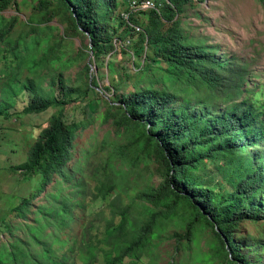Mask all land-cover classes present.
Wrapping results in <instances>:
<instances>
[{
	"label": "trees",
	"instance_id": "obj_1",
	"mask_svg": "<svg viewBox=\"0 0 264 264\" xmlns=\"http://www.w3.org/2000/svg\"><path fill=\"white\" fill-rule=\"evenodd\" d=\"M154 1L162 4L159 12L130 16L142 30L134 33L119 16L129 3L118 12V0H38V9H44L38 11L41 19L29 23L30 31L17 16L2 15L17 2L0 0V84L5 76L0 116L12 117L10 110L26 91L31 97L22 115L60 107L26 162L14 166L22 180L34 182L35 190L13 208L21 224L0 219V264H126L125 259L137 264L146 258L145 264H156L162 232L171 221L185 226L183 234L175 233L179 243L196 239L198 228L212 230L211 253L199 257L204 264H264V228L248 240L237 235L249 223L264 227V109L252 99L257 92L250 79L248 88L244 66L185 31L180 16L193 0ZM53 16L62 18L67 37L87 38L88 52L62 59L55 49L56 29L38 26ZM18 26L19 34L11 36ZM130 45L142 48L143 61L129 52ZM120 49L139 60L132 68L139 75L137 85L115 98L120 104L116 123L131 140L126 145L97 140L70 168L81 124L68 121L63 107L76 89L63 83L60 71L44 88L42 71L90 54L102 63ZM88 69L83 63L78 75L86 78ZM82 85L81 96L99 93L88 80ZM110 115L115 114L108 111L104 120ZM151 163L160 174L158 184L151 181ZM44 193L47 202L33 211ZM101 202L98 217L93 207ZM78 213L89 217L81 225L80 240L71 235ZM91 229L98 233L88 235ZM3 233L12 240L3 241Z\"/></svg>",
	"mask_w": 264,
	"mask_h": 264
},
{
	"label": "rangeland",
	"instance_id": "obj_2",
	"mask_svg": "<svg viewBox=\"0 0 264 264\" xmlns=\"http://www.w3.org/2000/svg\"><path fill=\"white\" fill-rule=\"evenodd\" d=\"M118 1L122 4L117 9L119 12L123 9L125 3H130L132 0ZM15 2L17 3L12 4L11 7L3 11L2 15L8 19L17 16L19 21L26 22L25 29L30 31L29 23L41 19L38 11L44 8L38 9V0H15ZM51 9L53 7H50ZM138 18L145 22L143 14ZM180 18L183 28L190 36L203 38L212 44L211 46L217 47L218 54L223 53L226 59L233 58L235 64L244 66L247 69L248 88L251 81L250 87L257 92H252V94L254 93L252 99L256 105H260L264 109V1L193 0L192 6L186 7ZM51 20V22L41 23L38 26L48 31L56 29L54 30L57 38L55 49L57 53L62 52L64 54L62 58L64 61L75 57L80 50L82 53L88 52L85 49L89 45L87 38L82 39L77 35L67 37L65 34L66 25L62 18L53 16ZM110 21L111 23L115 22V13H112ZM20 28L19 26L13 27L10 35L16 37ZM121 32H123V29H120L119 34ZM39 35H43L42 32ZM133 35L137 37V34ZM114 44L118 46L120 41L115 40ZM131 45L128 47L129 52H134L136 57L138 56L141 60L142 48L133 47L134 49H132ZM125 53L127 54L126 50L120 49L114 55L107 56L102 63L91 59L92 55L90 54L84 56L83 61L82 59H76L68 65L54 63L49 65L51 70L44 68L42 71L43 80L41 84L44 88L50 87L48 84L51 79L60 71L63 83L76 89L68 97V103L63 107L64 116L68 121H76L81 124V128L76 133L72 151L73 159L69 163L70 168L74 169L78 166L79 161L83 159L84 149L91 147L97 140L108 138L123 145L131 140L130 135L126 133L124 128L116 123V118L120 115L118 110L120 104L116 102L115 98L117 95L133 89V85H137L139 79L137 71L132 70L134 61L138 62L139 60L136 61L135 58ZM150 53L151 49L148 48L147 54L150 55ZM83 63L89 64L86 78L83 73L78 75V69ZM4 68L5 72L8 73L9 70L5 66ZM85 80H88L93 89L98 90L99 93L95 94L87 91L81 96L84 91L82 84ZM92 81L96 82V86L92 84ZM57 94L60 95L59 92ZM30 97L29 91L22 92L18 102L10 110L13 114L12 117L4 118L0 116V219L2 220L5 217L4 219L12 225L22 223L13 208L21 203L22 197L30 196L35 190L34 182L22 180L21 175L17 173L18 171L14 170V166L26 162L30 147L42 130L49 126L52 115L60 110V107L51 106L40 115L20 114L29 102ZM87 99L90 100L86 105ZM108 111L115 115H110L108 119L104 120V115ZM257 152L258 150H253L252 154ZM140 165L142 166V163ZM149 169L153 172L152 183L158 184L160 174L156 164L151 163ZM144 173H147V171H144ZM49 190L52 191V188L50 187ZM46 202L44 193L34 202L32 210L35 211L38 206ZM103 208L104 203H97L93 207V211L100 217ZM88 218L78 213V219L71 226V235L78 240L81 238V225ZM31 219H33V216H31ZM263 228V226H255L249 223L240 228L237 235L248 240L249 236L257 235L262 232ZM184 232L185 226L181 225V222L178 224L175 221L169 222L166 230L162 232L161 245L156 250V264H204L199 257L202 258L211 253L212 230L210 228H198L195 230L196 239L193 238V241L189 242L181 238L179 243V237L175 233L183 234ZM97 233L98 230L94 229L87 232L88 235H96ZM16 234L25 237L23 232L18 231ZM2 239L5 242L12 240L6 233L2 234ZM147 260L146 258L137 264H145ZM125 263L131 264L129 259H125Z\"/></svg>",
	"mask_w": 264,
	"mask_h": 264
},
{
	"label": "built area",
	"instance_id": "obj_3",
	"mask_svg": "<svg viewBox=\"0 0 264 264\" xmlns=\"http://www.w3.org/2000/svg\"><path fill=\"white\" fill-rule=\"evenodd\" d=\"M161 2L158 4L155 3L154 0H140L139 2L137 1H132L128 7V11L126 13L120 14L122 19L129 24V16L138 12V11H148V10H154L158 11V8L161 6ZM130 25V24H129ZM135 31H139L140 28L138 26H134Z\"/></svg>",
	"mask_w": 264,
	"mask_h": 264
},
{
	"label": "clouds",
	"instance_id": "obj_4",
	"mask_svg": "<svg viewBox=\"0 0 264 264\" xmlns=\"http://www.w3.org/2000/svg\"><path fill=\"white\" fill-rule=\"evenodd\" d=\"M132 1H137V2H139L140 0H132ZM131 1V2H132ZM195 1V0H194ZM130 2V3H131ZM130 3H129V5H130ZM162 6V5H161ZM160 6V7H161ZM129 7V6H128ZM159 7V8H160ZM159 8H158V11L157 12H159ZM128 11V8H127V10L126 11H123V12H121L120 14H122V13H126ZM147 11V10H146ZM148 11H152V10H148ZM154 11V10H153ZM142 12H145V11H138V12H136V13H134L133 15L134 16H136L137 14H139V13H142ZM156 12V11H155ZM120 14H119V16H120ZM131 16V15H130ZM130 16H129V18H130ZM121 17V16H120ZM122 18V17H121ZM123 20V19H122ZM130 24V25H129ZM129 24H128V27H129V29L132 31V32H134V33H140V32H142V30H141V28H140V26H138V25H136V24H133L132 22H130V20H129ZM134 26H138L139 28H140V30L139 31H135V29H134ZM126 40V44H129V39H125ZM4 221H6V220H4ZM8 235V234H7ZM8 237H9V235H8Z\"/></svg>",
	"mask_w": 264,
	"mask_h": 264
}]
</instances>
